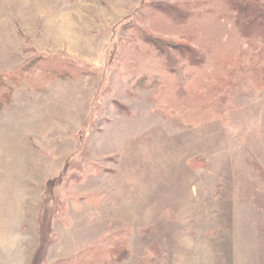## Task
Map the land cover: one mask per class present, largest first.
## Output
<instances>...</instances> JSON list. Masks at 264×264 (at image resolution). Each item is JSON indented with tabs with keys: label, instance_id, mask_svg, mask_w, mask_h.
Segmentation results:
<instances>
[{
	"label": "rangeland",
	"instance_id": "1",
	"mask_svg": "<svg viewBox=\"0 0 264 264\" xmlns=\"http://www.w3.org/2000/svg\"><path fill=\"white\" fill-rule=\"evenodd\" d=\"M157 2L175 0H0V73L35 53L86 70L20 82L0 109V264L84 262L121 227L119 264H264V87L230 90L212 112L208 65L190 85L191 118L133 87L115 54ZM212 21L192 18L187 33Z\"/></svg>",
	"mask_w": 264,
	"mask_h": 264
},
{
	"label": "trees",
	"instance_id": "2",
	"mask_svg": "<svg viewBox=\"0 0 264 264\" xmlns=\"http://www.w3.org/2000/svg\"><path fill=\"white\" fill-rule=\"evenodd\" d=\"M139 10L135 21L129 23L136 28L139 36L136 39L130 38L121 47L124 51L131 50L130 58L126 60L120 54L121 48H118L115 57L117 63L128 70L127 75L133 80V87L156 90L158 100L163 102L165 108L177 107L175 110L191 118L192 114L186 106L192 109L196 107L194 100L197 93L190 85L196 71L201 72L208 65L212 66L213 71L206 73V79L200 80V88L203 89L204 98L213 99L212 104H206L211 105L208 108H212V112L218 100L216 97L227 101L230 90L235 93L240 86L252 83L258 88L264 87V0H175L174 3L157 2L144 8L139 7ZM153 16L159 18L156 20L159 22L161 17L165 18L171 27L155 24L151 19ZM192 18L201 24L213 20L216 26L208 28L209 31L195 27L192 34L187 33ZM143 23L153 32L177 35L179 39L166 43L149 35ZM235 45L238 47L236 53ZM74 65L60 55L35 53L14 70L1 72L0 109L13 87L20 82L25 81L38 87L48 79L69 75L73 70L86 72L81 64ZM215 71L218 72L216 75H222L211 81V74ZM168 85L173 91L170 96L166 95ZM212 112L206 110L205 117ZM198 113L201 116L203 111L199 109ZM130 235L129 227L110 231L98 243L102 245L101 248L86 250L90 260L80 263L77 260H66L58 264H119L128 251Z\"/></svg>",
	"mask_w": 264,
	"mask_h": 264
}]
</instances>
